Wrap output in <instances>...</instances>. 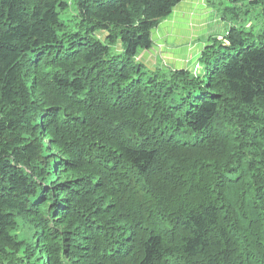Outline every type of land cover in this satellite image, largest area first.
<instances>
[{"label": "trees", "instance_id": "1", "mask_svg": "<svg viewBox=\"0 0 264 264\" xmlns=\"http://www.w3.org/2000/svg\"><path fill=\"white\" fill-rule=\"evenodd\" d=\"M182 1L0 0V264H264V0L147 67Z\"/></svg>", "mask_w": 264, "mask_h": 264}, {"label": "rangeland", "instance_id": "2", "mask_svg": "<svg viewBox=\"0 0 264 264\" xmlns=\"http://www.w3.org/2000/svg\"><path fill=\"white\" fill-rule=\"evenodd\" d=\"M186 1L194 3V8L188 10L189 16L181 15L180 19L166 18L167 20H164L152 34L154 46L138 57L145 62L147 67L168 69L172 66L180 68L189 66L190 69L199 72L201 66L197 62L198 52H201L203 45L214 36L220 39L224 38L227 27L223 25L220 18L213 15L214 8H211L210 2L207 0H184V3ZM170 21L175 25L170 26ZM180 21L184 24L179 31L184 36L181 40L177 39L176 33H170L171 31L168 33L170 28H179ZM176 53L182 56L179 61L172 57Z\"/></svg>", "mask_w": 264, "mask_h": 264}, {"label": "crops", "instance_id": "3", "mask_svg": "<svg viewBox=\"0 0 264 264\" xmlns=\"http://www.w3.org/2000/svg\"><path fill=\"white\" fill-rule=\"evenodd\" d=\"M190 1V0H189ZM192 8H194V3L192 2V3H189V2H187L186 1V3H184V0L181 2V5L179 6V7H177L176 9H175V11L173 12V14L170 16V18H178V19H180L179 17H181V15H187V16H189V13H188V10H191ZM181 12H184V13H181ZM179 13H181V14H179ZM169 18V17H168ZM167 18V19H168ZM166 19V20H167ZM171 25H175V23H173L172 24V22L170 21V26ZM182 25L184 26V24H183V22H181L180 21V26H179V28H175L174 27V29L172 28H170L169 30H168V33H169V31H171L170 33H176V35H177V39H182L184 36L182 35V33H180L179 31H180V29H182ZM164 41H165V39H164ZM200 52H198V54H199ZM172 57H174L175 58V60H177V61H179L181 58H182V56L181 55H179L178 53H176V54H174V55H172ZM149 66V65H148ZM150 67V66H149Z\"/></svg>", "mask_w": 264, "mask_h": 264}, {"label": "clouds", "instance_id": "4", "mask_svg": "<svg viewBox=\"0 0 264 264\" xmlns=\"http://www.w3.org/2000/svg\"><path fill=\"white\" fill-rule=\"evenodd\" d=\"M198 71V70H195V72Z\"/></svg>", "mask_w": 264, "mask_h": 264}]
</instances>
